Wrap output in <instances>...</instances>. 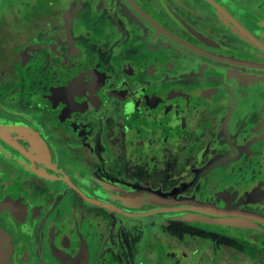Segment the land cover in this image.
Listing matches in <instances>:
<instances>
[{"label":"flooded vegetation","instance_id":"1","mask_svg":"<svg viewBox=\"0 0 264 264\" xmlns=\"http://www.w3.org/2000/svg\"><path fill=\"white\" fill-rule=\"evenodd\" d=\"M8 264H264V0H0Z\"/></svg>","mask_w":264,"mask_h":264},{"label":"water","instance_id":"2","mask_svg":"<svg viewBox=\"0 0 264 264\" xmlns=\"http://www.w3.org/2000/svg\"><path fill=\"white\" fill-rule=\"evenodd\" d=\"M11 239L0 226V264H8L11 255Z\"/></svg>","mask_w":264,"mask_h":264}]
</instances>
